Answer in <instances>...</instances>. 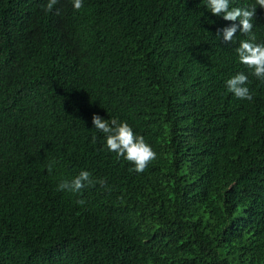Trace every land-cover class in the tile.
Here are the masks:
<instances>
[{"label": "trees", "instance_id": "16d2710c", "mask_svg": "<svg viewBox=\"0 0 264 264\" xmlns=\"http://www.w3.org/2000/svg\"><path fill=\"white\" fill-rule=\"evenodd\" d=\"M48 2L0 0V264H264V83L235 51L248 36L219 39L233 22L206 0ZM253 5L264 43V9L230 0ZM240 72L251 101L226 87ZM93 114L156 159L131 170ZM81 171L94 186L58 190Z\"/></svg>", "mask_w": 264, "mask_h": 264}, {"label": "clouds", "instance_id": "9594fccd", "mask_svg": "<svg viewBox=\"0 0 264 264\" xmlns=\"http://www.w3.org/2000/svg\"><path fill=\"white\" fill-rule=\"evenodd\" d=\"M75 10L83 7L82 0H72ZM57 0H49L46 5V11H51ZM256 4L264 9V0H256ZM206 6L212 15L222 17L225 21L233 22L227 27L218 29L217 37H222L223 42H233L236 33L247 35L248 39L241 40L239 46L235 49L240 63L252 69L251 75L264 83V43H255L256 37L252 32L253 19L256 15V6L251 7H230V0H206ZM238 21V23H235ZM248 76L243 73H237L226 81V87L239 99L251 101L253 95L246 86ZM92 123L94 128L106 135V146L110 152H114L118 157H123L134 165L131 169L137 173H143L151 161L155 160L157 153L147 144L143 136L134 134L133 129L127 122H120L116 118L110 121L105 120L97 114H93ZM53 161L48 165V170H52ZM91 173L81 171L71 181H62L58 184V190L68 192H79L83 188L94 186ZM99 183L103 186L104 181ZM77 204L83 205L84 200H77Z\"/></svg>", "mask_w": 264, "mask_h": 264}]
</instances>
